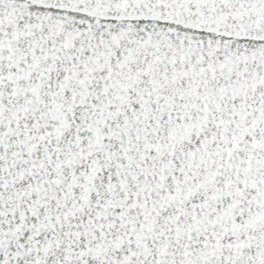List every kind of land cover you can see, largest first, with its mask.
Segmentation results:
<instances>
[{
  "label": "snow or ice",
  "instance_id": "1",
  "mask_svg": "<svg viewBox=\"0 0 264 264\" xmlns=\"http://www.w3.org/2000/svg\"><path fill=\"white\" fill-rule=\"evenodd\" d=\"M0 264H264V0H0Z\"/></svg>",
  "mask_w": 264,
  "mask_h": 264
}]
</instances>
